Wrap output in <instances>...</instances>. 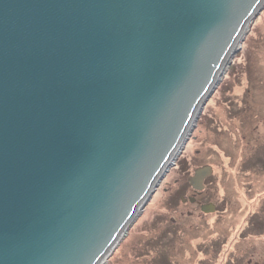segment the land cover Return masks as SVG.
Instances as JSON below:
<instances>
[{
  "label": "water",
  "instance_id": "obj_1",
  "mask_svg": "<svg viewBox=\"0 0 264 264\" xmlns=\"http://www.w3.org/2000/svg\"><path fill=\"white\" fill-rule=\"evenodd\" d=\"M263 7L0 0V264L110 255ZM210 173L196 169L191 188Z\"/></svg>",
  "mask_w": 264,
  "mask_h": 264
},
{
  "label": "rangeland",
  "instance_id": "obj_2",
  "mask_svg": "<svg viewBox=\"0 0 264 264\" xmlns=\"http://www.w3.org/2000/svg\"><path fill=\"white\" fill-rule=\"evenodd\" d=\"M229 63L230 70L223 67L180 152L103 264H165V260L169 264H246L249 259L251 264H264V231L253 226L248 235L245 231L241 235L248 211L240 202L244 190L238 163H233L243 141L252 143V136L245 134L248 129L257 136L264 134V7L251 20ZM259 160L253 168L261 170L264 160ZM209 166L217 179L210 188L205 183L196 198L216 204V211L205 214L194 203L181 201L167 207L166 202L196 169ZM222 171L228 174L226 179L219 177ZM201 191L190 186L182 196L192 198ZM169 223L175 233L165 238L163 248L154 241ZM247 252L252 257L244 258Z\"/></svg>",
  "mask_w": 264,
  "mask_h": 264
},
{
  "label": "flooded vegetation",
  "instance_id": "obj_3",
  "mask_svg": "<svg viewBox=\"0 0 264 264\" xmlns=\"http://www.w3.org/2000/svg\"><path fill=\"white\" fill-rule=\"evenodd\" d=\"M250 130L251 129H248V133L245 134H249L252 136V143H250V141H243L242 147H239L240 154L233 161L234 166L236 163H238V173L242 179V190H244L242 191V195L240 196V202L243 203L244 209H247L248 211L246 212L245 216L246 224L242 230L241 235H243L244 231L245 234L248 235L251 232L253 226H259L258 230L262 229L264 231V168L261 170L253 168L260 163L259 158L264 160V134L261 136H257V134L254 135L250 133ZM245 134L242 136V138L245 136ZM209 168L211 169V173L203 183L204 187H206L205 183L207 184V188H210L213 185L214 179H217V177H215L214 169L211 166H209ZM226 175L228 174L222 171V174H220L219 177H224V179H226ZM259 188L260 190L257 192L256 189ZM201 193L202 191L193 193L192 198H194V205H197V207H199V210L202 205H213L214 211H216V204H213L209 201L202 202L196 198ZM262 233L264 234V232ZM247 257H252V254L250 252H247L244 255V258L247 259ZM263 260L264 258L262 259V261ZM250 261V259L247 260L246 264H251Z\"/></svg>",
  "mask_w": 264,
  "mask_h": 264
},
{
  "label": "trees",
  "instance_id": "obj_4",
  "mask_svg": "<svg viewBox=\"0 0 264 264\" xmlns=\"http://www.w3.org/2000/svg\"><path fill=\"white\" fill-rule=\"evenodd\" d=\"M229 70H230V69L228 68L227 71H229ZM182 162H183V161H182ZM183 166H184V165L181 164V165L179 166V168L182 170ZM188 187H190V185H189L188 180H187V182L184 183V184L182 185V187H180V188L178 189V191L174 194V196L171 197V198L168 200V202H166L167 207H168V206H176V205H177L176 202H177V201L179 202L180 199L183 198L182 194H184V191H185ZM161 222H162V221L160 220L159 223H161ZM174 233H175V227H174L172 224L169 223V226H167V228L164 229L163 232L160 233V234L158 235V237H157L156 240L154 241L155 244H161L162 247L164 248V245H166V243H165V241H166L165 238H167V236H169V235H171V234H174ZM154 242H153V243H154ZM153 243L148 244V245H147L148 248L152 247L151 245H152ZM163 244H164V245H163ZM147 246H146V247H147ZM164 260H165V259H164ZM160 262H161V260H160ZM165 264H169V261L165 260Z\"/></svg>",
  "mask_w": 264,
  "mask_h": 264
},
{
  "label": "bare ground",
  "instance_id": "obj_5",
  "mask_svg": "<svg viewBox=\"0 0 264 264\" xmlns=\"http://www.w3.org/2000/svg\"><path fill=\"white\" fill-rule=\"evenodd\" d=\"M251 20H252V19H250V20L246 23V25H245V27H244V29H243L241 35H240L239 40H241V36H243L244 33L246 32V29H247L248 25L250 24ZM239 40H238V41H239ZM238 41H237V43L235 44V46H234V48H233V53H234V51L236 50L238 44L240 43V41H239V42H238ZM231 56H232V55H231ZM229 59H230V56H229L228 60H229ZM221 73H222V71H221ZM221 73H220V75H221ZM191 125H192V124H191ZM180 146H181V145H180ZM179 148H180V147H179ZM179 148L177 149V152L174 153L173 158L176 157L177 154L179 153V151H180ZM178 150H179V151H178ZM173 158H172V159H173ZM172 159H171V160H172ZM138 211H139V209L137 208V210H135V215L137 214L136 212H138ZM123 235H124V234H121V235L119 236V239L117 240V242H118L119 240H121V238L123 237ZM117 242H116V243H117ZM116 243H115V244H116ZM108 255H109V254H107V255H106V256H105V257H104V258H103L98 264H103V263H104V260L107 258Z\"/></svg>",
  "mask_w": 264,
  "mask_h": 264
}]
</instances>
